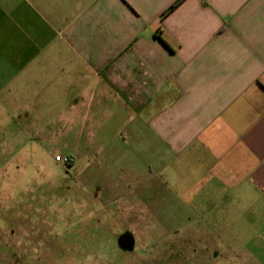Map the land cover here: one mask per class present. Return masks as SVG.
<instances>
[{
  "label": "crops",
  "instance_id": "obj_1",
  "mask_svg": "<svg viewBox=\"0 0 264 264\" xmlns=\"http://www.w3.org/2000/svg\"><path fill=\"white\" fill-rule=\"evenodd\" d=\"M179 1L0 0V140L67 146L84 187L188 210L213 251L264 240V0Z\"/></svg>",
  "mask_w": 264,
  "mask_h": 264
},
{
  "label": "rangeland",
  "instance_id": "obj_2",
  "mask_svg": "<svg viewBox=\"0 0 264 264\" xmlns=\"http://www.w3.org/2000/svg\"><path fill=\"white\" fill-rule=\"evenodd\" d=\"M7 132L0 140V264H264V240H255L253 226L230 225L213 251L212 242L188 239L191 228H203L184 224L188 210L109 203L105 186L82 185L85 162L56 161L69 155L67 146Z\"/></svg>",
  "mask_w": 264,
  "mask_h": 264
},
{
  "label": "built area",
  "instance_id": "obj_3",
  "mask_svg": "<svg viewBox=\"0 0 264 264\" xmlns=\"http://www.w3.org/2000/svg\"><path fill=\"white\" fill-rule=\"evenodd\" d=\"M56 161L58 163H62L64 165H66V166H71L76 162L75 158H73L72 156H69V155L68 156L57 155Z\"/></svg>",
  "mask_w": 264,
  "mask_h": 264
},
{
  "label": "trees",
  "instance_id": "obj_4",
  "mask_svg": "<svg viewBox=\"0 0 264 264\" xmlns=\"http://www.w3.org/2000/svg\"><path fill=\"white\" fill-rule=\"evenodd\" d=\"M182 1V0H181ZM181 1H179L175 6L172 7V9H174Z\"/></svg>",
  "mask_w": 264,
  "mask_h": 264
}]
</instances>
